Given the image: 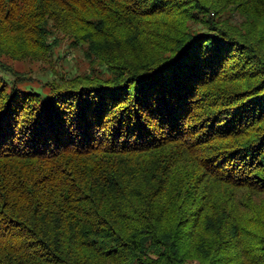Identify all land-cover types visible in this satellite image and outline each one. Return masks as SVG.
I'll use <instances>...</instances> for the list:
<instances>
[{
  "label": "trees",
  "instance_id": "trees-1",
  "mask_svg": "<svg viewBox=\"0 0 264 264\" xmlns=\"http://www.w3.org/2000/svg\"><path fill=\"white\" fill-rule=\"evenodd\" d=\"M0 264H264V0H0Z\"/></svg>",
  "mask_w": 264,
  "mask_h": 264
},
{
  "label": "rangeland",
  "instance_id": "rangeland-1",
  "mask_svg": "<svg viewBox=\"0 0 264 264\" xmlns=\"http://www.w3.org/2000/svg\"><path fill=\"white\" fill-rule=\"evenodd\" d=\"M58 43L52 48V52L44 60H12L7 62L15 71L19 73L18 77L13 78L19 81L23 86H40L43 82L59 80L61 77H73L76 74H85L95 72L96 74L106 75V72H100L102 68L90 61L84 56V50L79 46L69 45L68 38L62 33H58Z\"/></svg>",
  "mask_w": 264,
  "mask_h": 264
}]
</instances>
